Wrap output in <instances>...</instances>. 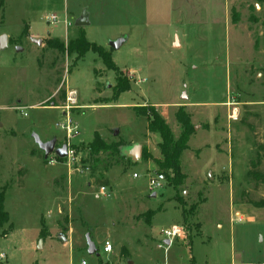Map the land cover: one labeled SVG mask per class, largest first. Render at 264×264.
Masks as SVG:
<instances>
[{
  "label": "rangeland",
  "instance_id": "rangeland-1",
  "mask_svg": "<svg viewBox=\"0 0 264 264\" xmlns=\"http://www.w3.org/2000/svg\"><path fill=\"white\" fill-rule=\"evenodd\" d=\"M83 6L97 14L95 42L76 27ZM174 7L171 0H0V38L9 39L0 52L5 264H264V207L256 205L264 182L249 175L264 174V3L176 0ZM129 23L139 35L114 51L115 60L99 43ZM81 36L115 68L93 51L68 53ZM119 81L129 89L119 93ZM150 108L175 139L179 111L193 127L181 157L187 180L176 191L164 178L156 198L148 182L164 177L153 163L163 157L152 148L160 135L152 147L143 142ZM67 117L80 132L75 160H45L34 135L62 147L67 138L57 124ZM95 134L107 144L142 141L141 161L92 155ZM173 225L182 235L166 249L163 231ZM86 234L100 257L87 252Z\"/></svg>",
  "mask_w": 264,
  "mask_h": 264
},
{
  "label": "trees",
  "instance_id": "trees-1",
  "mask_svg": "<svg viewBox=\"0 0 264 264\" xmlns=\"http://www.w3.org/2000/svg\"><path fill=\"white\" fill-rule=\"evenodd\" d=\"M258 2L264 3V0H258ZM48 44L50 47L65 51L64 44H60L59 42H54L51 40L48 42ZM67 51L70 54L76 52L81 57L87 52L93 51L99 54L102 61L108 66L109 69L112 70L115 68L111 61V57L96 45L87 42L85 36H81L78 39L71 41ZM119 86V93L129 89V87L127 88V86H125L121 81H119ZM144 117H146L148 123L147 130L150 133L160 135L162 140L161 144L159 145V149L163 158L154 160V163L161 170V174L164 176V178H167L170 181L172 187L178 191L186 180V176L182 173L181 157L183 153L189 149L188 143L193 129L190 118L184 112L179 111L177 114V121L179 122L182 131L179 138L175 139L171 128L155 109L150 108L149 113L145 114ZM127 146L128 145H126L123 141L107 144L99 134H95L94 140L91 142L89 148L92 155H99L101 152H111L117 155L121 154L122 157H125L123 155V149ZM57 159L59 161L63 160L59 157ZM170 174H172L173 177H171ZM249 175L256 182H264V174L260 173L258 170L255 172H250ZM4 195L5 194L0 195V227L9 222V214L6 212L4 206ZM256 205L259 207H264V200L260 201Z\"/></svg>",
  "mask_w": 264,
  "mask_h": 264
},
{
  "label": "crops",
  "instance_id": "crops-1",
  "mask_svg": "<svg viewBox=\"0 0 264 264\" xmlns=\"http://www.w3.org/2000/svg\"><path fill=\"white\" fill-rule=\"evenodd\" d=\"M175 1L176 0H171V3L173 4V9H175ZM80 6H82V5H80ZM81 8V7H80ZM84 11H87L88 13H89V22H90V25L89 26H87V27H84L85 29H86V31H87V37H88V39L90 40V41H93V42H95V40H94V38H93V36H92V33L95 31V29L96 28H98V24H99V21H98V19L96 18V16L95 15H97L95 12H93L92 10H90V9H88V7H84L83 6V9H82V12L84 13ZM82 13V14H83ZM82 15H80V17H81ZM79 17V18H80ZM141 28H140V26L139 25H136V24H132V23H129V25H127L126 27H123L122 26V28H121V31H119V32H116V33H107V36H106V42L105 43H99L100 45H102V46H105V47H108V48H111L110 47V42H112V41H117V40H121V39H123L124 41H123V44L121 45V47L118 49V50H113L112 48V55H113V58L116 60V57H115V54H114V51L116 52V53H118L124 46H127L128 44H130L132 41H133V36H135V35H139V33H138V31L140 30ZM187 32V31H186ZM184 33H185V31H184ZM186 34V33H185ZM176 45H178L179 46V48H181V46H182V44H181V40L179 39V37H177V41L174 43V46H175V48H176ZM8 48H9V46H8ZM110 86V85H109ZM108 86V87H109ZM69 89V88H68ZM70 90V89H69ZM71 91H74V90H72L71 89ZM185 95V94H184ZM183 95V96H184ZM126 106H130V104L128 105V104H126ZM164 115V117H165V113L163 114ZM147 124V126H148V123H146ZM147 126H146V129H147ZM217 130V129H216ZM154 135L155 134H153V133H150L148 130H147V134H145V137L143 138V142L144 143H146L147 145H150V143H153V141L155 140V137H154ZM194 136V135H193ZM151 137V138H150ZM177 139L179 138V134H178V136H175ZM129 141H131V140H129ZM190 141V140H189ZM142 141H133V144H131V145H129L128 147H130V146H134V145H139V146H141L142 147V150H143V146L141 145L142 143H143ZM161 142H162V140H161ZM161 143H159L158 145H154V143H153V147L150 145V147H152L153 148V150H154V152L155 153H157L158 155H161V152H160V149H159V145H160ZM189 146V145H188ZM189 148H190V146H189ZM126 149H127V147H125V150H123V154H124V156L126 157V158H130V157H127L126 155H125V151H126ZM189 150V149H188ZM143 156V155H142ZM136 163V162H135ZM154 163V162H153ZM155 164V163H154ZM156 165V164H155ZM183 171V170H182ZM209 171H211V170H209ZM184 173V172H183ZM186 175V174H185ZM133 177H134V175H133ZM139 178V177H138ZM163 179H164V177H162ZM135 179H137V178H135ZM165 180V179H164ZM187 180V179H186ZM111 188H112V190H113V183L111 182ZM107 189H108V194H109V192H110V190H109V188L107 187ZM157 197V194H152V198H156ZM154 211V210H153ZM234 211V210H233ZM235 216H238L241 220H244V215H242L240 212H236L235 213ZM151 223H152V221H151ZM151 225L152 224H150V225H147L148 227H151ZM14 235V234H13ZM13 235L11 234V235H9L2 243V246H4V247H6V245H7V243H10V239L13 237ZM86 236H87V234H86ZM86 236H85V238H86ZM49 239V238H48ZM111 239V238H110ZM163 239V238H162ZM50 240H53V239H51L50 238ZM63 241L62 242H66L67 241V239L66 240H64V239H62ZM47 241V239L45 240V242ZM45 242H43L44 243V245H43V248L45 247ZM87 242V241H86ZM67 243H69V241L67 242ZM111 244V243H110ZM40 245V244H39ZM38 245V246H39ZM112 245V244H111ZM81 246H79V248H80ZM36 248V247H35ZM79 248H77V251L78 252H82V251H80V249ZM170 249V248H169ZM37 250V249H36ZM43 250V249H42ZM0 252H4V253H6L5 251H3V249H1L0 248ZM87 252H88V250H87ZM103 252H104V250H103ZM7 254V253H6ZM104 254H105V252H104ZM111 254V253H110ZM106 255H108L107 253H106ZM100 257V256H99ZM7 258H8V254H7ZM8 260V259H7ZM83 262H85V261H82V263ZM81 263V264H82ZM36 264H38V263H36ZM194 264H196V261H195V263Z\"/></svg>",
  "mask_w": 264,
  "mask_h": 264
},
{
  "label": "built area",
  "instance_id": "built-area-1",
  "mask_svg": "<svg viewBox=\"0 0 264 264\" xmlns=\"http://www.w3.org/2000/svg\"><path fill=\"white\" fill-rule=\"evenodd\" d=\"M57 20V17L52 15L51 18H49V21L55 22ZM236 109L233 112V116L232 119L236 120ZM60 129L65 133V137L67 138V142L64 144L67 146L68 148V154L66 159H68L70 162L75 160V150H74V145L72 144V141H74V139H76L79 135V129L78 126L72 125V122L70 120V118L67 117L66 121L63 122L62 124H57ZM63 145V146H64ZM53 158H58L55 154L51 155ZM52 163H55V160L52 161ZM139 175L138 174H134V178H138ZM162 180H164L163 178L159 177V178H150L149 182H148V189L152 194H156L157 191L161 190L163 188V182ZM108 192L107 187L103 186L100 188V194L102 196H106ZM164 234V242L169 241L170 245H166L167 248H170L175 239L177 237H180L182 235V228L180 226L177 225H173L172 227L166 229L163 231ZM104 252L107 254H110L113 252V246L110 243H107L104 247ZM7 254L4 252H0V264H5L7 263ZM82 264H86V262H83Z\"/></svg>",
  "mask_w": 264,
  "mask_h": 264
},
{
  "label": "water",
  "instance_id": "water-1",
  "mask_svg": "<svg viewBox=\"0 0 264 264\" xmlns=\"http://www.w3.org/2000/svg\"><path fill=\"white\" fill-rule=\"evenodd\" d=\"M90 25L89 22V13L87 11H84V13L82 14V16L76 21V27L79 28H84ZM123 39L121 40H117V41H112L110 42V47L113 50H118L121 45L123 44ZM39 45L41 44V41L37 42ZM9 46V39L7 36H2L0 38V52L7 49ZM22 49L18 48V51L20 52ZM119 132L116 131L115 132V136H118ZM34 139L36 144L38 145V147L44 152L45 154V159L47 160L51 155L55 154L57 157L61 158V159H65L67 157L68 154V148L66 145H64L62 148L55 150L56 144H57V140L54 139L52 141H49L47 143H44L41 138L38 135H34ZM125 150V148L123 149ZM124 155V154H123ZM125 155L127 157H130L134 162H139L142 159V155H143V150L142 147L139 145H134V146H130L127 147L126 151H125ZM65 240V239H64ZM86 241H87V246H88V253L90 255H95V256H99L98 252H97V247L96 245L93 243V241L90 238V234H88L86 236ZM42 242H40L41 245ZM166 245H170L169 241L165 242Z\"/></svg>",
  "mask_w": 264,
  "mask_h": 264
},
{
  "label": "flooded vegetation",
  "instance_id": "flooded-vegetation-1",
  "mask_svg": "<svg viewBox=\"0 0 264 264\" xmlns=\"http://www.w3.org/2000/svg\"><path fill=\"white\" fill-rule=\"evenodd\" d=\"M56 145H57V144H56ZM62 147H63V146H62ZM62 147H57V146H56V147H55V150L60 149V148H62Z\"/></svg>",
  "mask_w": 264,
  "mask_h": 264
}]
</instances>
